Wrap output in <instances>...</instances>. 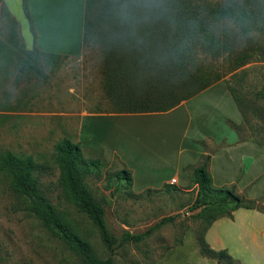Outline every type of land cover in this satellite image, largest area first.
Wrapping results in <instances>:
<instances>
[{
  "label": "rangeland",
  "instance_id": "obj_1",
  "mask_svg": "<svg viewBox=\"0 0 264 264\" xmlns=\"http://www.w3.org/2000/svg\"><path fill=\"white\" fill-rule=\"evenodd\" d=\"M210 1L220 4L234 1L245 5L247 11L251 12V22L246 32L228 19L219 23L222 36L223 32L227 33L232 53L244 51L245 62L236 69L227 70L231 63V58L226 55L227 48L212 61L214 67L221 72V78L239 88L251 100L258 90L264 88V0ZM12 9L9 11L15 17ZM19 20L21 41L30 48L32 44L29 40H32V36L27 20L24 16ZM1 55L0 149L10 150L16 156L30 155L36 164L41 165L37 176L47 200L56 206L70 227L89 243L96 258L110 256L113 264H225L223 261L217 262L214 258L201 256L195 245L193 233L200 221L192 216L196 210H189V205L195 199V187L192 188L189 184L184 187L187 190L183 191L179 188L165 189L162 184H158L157 189L146 191L145 189L151 188L136 185L135 190L143 188L137 195L132 191V185L114 174L118 168L127 169L131 174L130 169L120 162L116 154H110L106 158L102 148L97 147L96 143L101 139L106 140L107 146H115L123 153L127 164L137 166L139 149H136L138 146L135 139L133 142L121 140V135L150 133L152 141L170 142L166 149L169 158L173 152L171 135L179 136L183 125L187 123L189 132H224L225 128L230 129L226 118L222 120V114L230 116L231 110L235 109L231 102H227L232 107L229 108L222 99L223 95L217 94L221 106L216 108L208 104L210 101L200 100V97L176 110L153 111L122 118L110 115L83 117L86 113L108 110V102L101 86L100 54L96 46L85 48L79 57L59 60L57 64L50 65L49 70L44 68L43 77L31 76L19 82L14 81L15 66L12 62L1 61ZM216 90L222 91L218 88ZM246 113L250 124L241 122L237 131L232 129L233 133L229 137L218 139L217 142L212 138L205 139L206 149L216 148L235 138L260 136L264 139V98L260 97L255 103L250 101ZM144 126L150 129H142ZM191 134H185L186 141H190ZM62 137L78 143L84 158H104L96 172L87 174L84 183L93 199L102 204L105 223L117 238L124 231L140 233L154 225L161 216L171 214L173 218L156 225L138 242L126 241L119 244L116 241L112 249L108 250L96 227L67 200L58 184V168L51 162V153L52 145ZM153 149L151 148L152 151ZM145 165L140 160V166L146 167ZM140 166L135 167L137 184L141 180L150 182L155 187V183L162 177L175 173L174 164L169 161H162L145 170ZM181 172H178L179 175ZM187 173L189 174L188 170ZM261 187H245L241 191L235 186V190L250 198L261 196L257 202L258 211H264V192ZM222 221H218L220 224L217 233L221 242L231 249L221 248L234 264H264V215L260 214L253 220V236L248 232L246 237L242 235L243 218L241 225L238 217L233 224ZM244 242L249 250L245 249ZM231 250L240 252L243 261L232 256ZM0 264H87L58 232L44 226L24 208L18 194L10 188L8 179L1 172Z\"/></svg>",
  "mask_w": 264,
  "mask_h": 264
},
{
  "label": "trees",
  "instance_id": "obj_2",
  "mask_svg": "<svg viewBox=\"0 0 264 264\" xmlns=\"http://www.w3.org/2000/svg\"><path fill=\"white\" fill-rule=\"evenodd\" d=\"M20 3L32 36L30 48L22 43L16 18L0 0V55L15 66V82L31 76L43 77L45 69L49 70L50 65L60 60L56 55H42L35 47L34 25L27 0H20ZM250 14L245 5L234 1L220 4L210 0H84L81 51L93 46L99 50L101 86L108 102L107 111H166L222 79L241 116L237 124L228 122L237 131L241 122L250 124L246 109L250 101L255 103L260 97L264 98V88L248 100L239 88L221 78V72L212 61L227 48L226 55L231 58L227 70L236 69L245 62L246 53H232L227 33L223 32L222 36L219 23L228 19L246 32L251 22ZM47 62L50 63L46 65ZM249 137L256 144H264L260 136ZM52 148L51 162L58 168V184L67 200L96 227L108 250L116 241L119 244L138 242L156 225L173 218L171 214L161 216L144 231H124L117 238L105 223L102 204L93 199L84 183L87 174L96 172L104 158H84L79 144L67 137L60 138ZM208 159L209 153L201 154L198 164L184 167L189 171V184L195 186V199L189 210H196L192 216L200 221L193 233L195 245L201 256L234 264L223 248L215 249L205 241L204 233L212 220L223 215L231 217V212L237 208L258 210L257 202L261 196H242L236 192L234 184L214 185L207 169ZM40 166L30 155L16 156L10 150L0 149V172L8 179L24 208L44 226L58 232L87 264H113L110 256L96 258L89 243L47 200L37 176ZM114 174L131 185V174L127 169L118 168ZM162 186L175 189L167 183Z\"/></svg>",
  "mask_w": 264,
  "mask_h": 264
},
{
  "label": "crops",
  "instance_id": "obj_3",
  "mask_svg": "<svg viewBox=\"0 0 264 264\" xmlns=\"http://www.w3.org/2000/svg\"><path fill=\"white\" fill-rule=\"evenodd\" d=\"M8 10L12 9L17 20L23 19V12L21 11L20 0H3ZM83 4L84 0H27V7L30 17L32 19L35 31V37L33 43L35 47L41 52L42 55L47 56L56 55L61 60L71 59L79 57L81 54V32H82V20H83ZM12 13V12H11ZM20 21V20H19ZM26 30V27H24ZM30 38V37H29ZM31 41V38L29 42ZM27 46V45H26ZM25 46V47H26ZM27 48V47H26ZM29 48V47H28ZM5 59L1 56V61ZM47 72V71H46ZM222 89L217 92L216 89ZM225 88V89H224ZM225 100V103L231 102L232 106L236 109L231 110L230 116L222 114V120L226 118L228 122L239 123L241 116L231 99L230 93L227 91L226 85L222 80H217L205 89L200 91L197 95L191 98L181 101L177 106L170 108L169 110H176L182 105L191 100L200 98V100L210 101L208 104L215 106H221L219 97ZM213 96H216L215 98ZM223 104V103H222ZM225 105V104H223ZM228 105V103H227ZM232 108L231 105H228ZM143 113H121L112 111H100L99 113H86L83 115L89 117H100L101 115L110 116H136ZM200 116V115H199ZM187 127V128H186ZM149 128L150 127H146ZM145 126L142 129H146ZM188 123L183 125L181 134L171 135V147L172 155L168 158L166 149L169 147V141L154 140L152 141L150 133H123L121 140H128L133 142L135 139L136 149H139V161L137 166L127 164L123 153L118 151L115 146H107L106 140H99L96 145L102 148L103 155L107 158L110 154H116L122 164L130 169L131 172V185L135 193H141V189H134V186L142 185L141 187H150L151 189L158 188V184H171L177 190L178 188L185 191V186L189 185V174L184 169L186 165H196L199 162V156L201 154L209 153V159L207 162V169L211 175V181L214 185H229L235 184L241 191L246 187H256V185L264 187V144H256L252 137L245 139H234L231 142L220 144L216 148L210 150L206 149L205 139L212 138L214 141L229 137L233 130L225 128L224 132L218 131H206L200 133L198 131H188ZM167 133V132H163ZM192 133L190 141L185 140V134ZM194 133V134H193ZM113 134V133H111ZM166 137V136H165ZM102 138V137H101ZM151 148H154L153 151ZM140 160L143 161L144 166H140ZM173 162L175 173L168 177H162L158 183H155V187L150 182L145 183L140 180V184H137V174L135 169L139 166L141 168L148 169L153 168L154 165L160 162ZM136 167V168H135ZM184 169V170H183ZM182 171V172H181ZM181 172V175L179 173ZM175 178V182H171L170 178ZM192 188L195 187L193 184ZM252 189V188H251ZM262 191V190H261ZM264 215V211L256 209L237 208L231 212V217L219 216L211 221L208 228L205 231L204 239L213 248H221L230 250L229 246H225L217 233V228L220 219H225L222 222L234 223L235 219L239 218V224L241 225L242 218L243 223L241 227V233L246 237V232L251 234V228L255 224H252L253 220L258 215ZM253 225V226H252ZM253 236V234H251ZM252 238V237H251ZM245 249L249 250V246L244 242ZM232 251V250H231ZM232 256L236 259L243 261V256L240 252L232 251ZM264 256V255H263ZM264 259V258H263Z\"/></svg>",
  "mask_w": 264,
  "mask_h": 264
},
{
  "label": "built area",
  "instance_id": "obj_4",
  "mask_svg": "<svg viewBox=\"0 0 264 264\" xmlns=\"http://www.w3.org/2000/svg\"><path fill=\"white\" fill-rule=\"evenodd\" d=\"M170 181L174 183L175 182V178L171 177Z\"/></svg>",
  "mask_w": 264,
  "mask_h": 264
}]
</instances>
